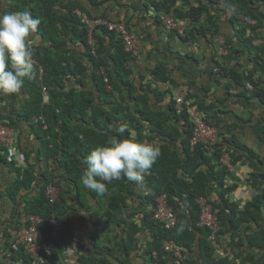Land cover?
I'll return each mask as SVG.
<instances>
[{
    "label": "trees",
    "instance_id": "trees-1",
    "mask_svg": "<svg viewBox=\"0 0 264 264\" xmlns=\"http://www.w3.org/2000/svg\"><path fill=\"white\" fill-rule=\"evenodd\" d=\"M16 1L23 2L22 8L16 4L14 9L10 10L9 8L10 12L25 11V8L29 7V11L32 10V13L37 10L39 12L38 17L41 19L36 34L39 37V42L36 41L34 45L36 78L31 81L25 79L22 88L27 91V101L23 104L20 112L15 113L14 118L9 114H4V109L10 105L11 110H17L12 106L17 100L16 95L6 97L8 103L0 109V121H6L11 129L18 131L19 135L23 130L21 125H17L19 121L23 120L28 126L31 124L32 134L40 144L36 158H41L47 164L45 169L40 168L36 172L35 166L30 165L31 162H29V154L33 151L32 148L29 147L27 150L25 147L26 149H23L20 142H18V148L24 153L26 161L24 171L21 173L22 168L16 162H10L4 151L0 154V163L7 173H12L14 176L6 187L7 194L5 196L8 199L12 200L15 196L22 198L20 194L23 190L24 192L37 191L29 200L24 202L23 206L18 208L21 211L19 215L29 214L41 217V222L37 225L41 264H57L61 251L66 245L81 241V238L77 237L75 231L70 229L63 220L68 207L61 202L63 201L61 197L53 205H49L45 198V187L48 184H53L61 189L54 183L52 171L64 170L69 181L72 180L77 187H82L83 158L95 147L107 145L111 136L122 140L129 138V133L135 136L137 142L143 140L159 141L158 146L161 149V155L152 165L148 176H145L150 189V194L147 197L150 198V204L153 207L156 196H163L168 207H171L176 215V226L172 229H164L161 223L151 220L152 213L145 214L140 227L129 225L124 240H121L120 244L126 255L132 251L135 235L145 229L150 235V241L145 249L147 264H174L175 260L172 256L160 250L163 242H168L174 248L181 249L186 258V264H196L195 261L187 257V253L196 249L201 264H229L226 259H213L214 250L207 241L208 232L196 227L199 212L196 201L198 198L204 197L212 202V207L222 227L220 234H226L228 237L227 245L232 248L236 258L240 260V264L263 262V194L254 197L253 202H248L243 211H238L237 205L231 204L225 197L232 191L221 182L220 178L223 177L225 171L216 173V170L221 167L220 160L224 153L223 145L227 144L228 141H224L223 137L218 134L220 143H215L211 147L202 144L192 147L189 145L193 129L192 123L189 122V108L195 107L210 127L219 130L217 125L209 122L216 111V105L206 106L205 102L188 91L179 112L176 111L173 101H169L167 110L153 111L147 94H152L158 104L164 100L166 92L159 91L150 84H143L139 87L140 90L138 89L131 79L130 71L125 68L130 57L124 52L120 40L112 33L97 28L93 32L95 45L89 47L86 44L84 27L76 19L74 13L76 10H84L78 4L80 0H70L67 6L59 4L61 5V8L58 7L59 11L52 10V5L57 2L56 0ZM87 1L93 6H99L103 2V0ZM194 1V5H191L189 0H145L143 6L146 9L151 7L156 12L172 16L177 20L190 19L193 24L183 39L187 45L196 44L200 38L205 39L210 44L219 31V16L210 13V8L221 1L224 6L231 7L230 23L234 27L237 42L250 54L256 55L252 60L254 70L264 73V41L260 38L264 34V0ZM184 6H186L185 11L183 10ZM1 14L5 13L2 12ZM98 17L106 19L103 14ZM75 40H78L85 49L83 50L85 54H82L88 62L87 65L75 58L78 56L77 53L74 56L73 50L70 51L65 48ZM91 49H94V54L90 53ZM108 50L111 51V54L106 57L105 54ZM70 65L72 66L71 69ZM38 67H42L41 79H38ZM100 68L106 73L107 82L111 87L109 93L105 92L102 78L96 74ZM214 68L217 72L212 73L215 77L212 80L213 84H219L221 79L241 84L240 75L232 68H224L218 63L214 64ZM87 73L91 75L96 92L105 95V101H102L109 105V111L96 105L91 92L69 91L64 94L61 91L63 88L62 77L72 74H85L87 76ZM148 76L153 84L158 82L170 83L165 66L162 64H157L153 70L148 72ZM262 83L260 79L257 83H252V86L255 89L254 94L264 104V85L261 86ZM41 86L45 87L48 93L47 102H43L41 97ZM223 87L226 90L224 100H233L235 96L229 94L228 85H223ZM205 92L208 95L206 89ZM2 101L3 98H1ZM34 116L39 117L42 124L30 121ZM121 124L128 126V132L118 135L114 129ZM147 127H149V131L146 130ZM180 138L182 139L181 151L178 152L176 141ZM239 147L237 144L234 145L235 149ZM241 149L243 148L241 147ZM234 158L236 161L241 159V157H234L230 153L231 164L235 162ZM263 161L261 159L260 162ZM202 166L203 169L197 170ZM181 171L183 175H189L192 172L188 181L181 183L182 180L176 179L177 173ZM254 173L249 175L250 184L257 183L256 189H259L260 186L264 187V173H258V171ZM212 182H216V185L221 189L216 195L220 200V205L214 204L215 202L210 200V195L215 190ZM126 183L127 179H121L107 186L108 191L105 195L115 193L111 201L112 209L114 207L116 210L113 211L108 206L107 215L110 218L115 219L122 215L123 206L122 204L118 205V203L128 197L125 195L119 197L118 194H120L119 190L123 192V187H127ZM90 193L91 196H100L99 194L96 196L95 191H90ZM50 216L54 217V224L48 222ZM181 223L185 225V230L183 233L177 234V228ZM22 224L18 225L15 220L14 228L18 229ZM244 224L247 225L242 232L241 229ZM250 226L254 227L251 230L253 231L251 236L245 234V231L251 232ZM54 227L58 229L56 234H53ZM196 237L197 245L194 247ZM90 239L95 238L92 235ZM243 246H246V249H243ZM100 249L104 252L106 248ZM251 249L258 251V253L262 252L261 256L257 258L258 254L254 255ZM153 252L157 253V258L152 257ZM13 254L14 261L21 260L20 264H32L31 259L23 253L21 248L14 251ZM79 264H108V261L82 257ZM121 264H128V261H122Z\"/></svg>",
    "mask_w": 264,
    "mask_h": 264
},
{
    "label": "crops",
    "instance_id": "crops-1",
    "mask_svg": "<svg viewBox=\"0 0 264 264\" xmlns=\"http://www.w3.org/2000/svg\"><path fill=\"white\" fill-rule=\"evenodd\" d=\"M56 1L52 5L53 7H60L61 5L59 4H65L67 6L70 0ZM144 2L145 0H103L101 5L93 6L87 0H80L78 4L84 9L80 11L91 18H99L98 16L103 14L107 20L117 21L123 19L126 21L129 33L139 43L138 55L135 57L127 53L122 46L124 52L130 57L129 61L125 64V68L130 71L131 79H133L138 89L143 84H150L157 90L166 92L164 100L158 104L152 94H147L153 111L167 110L169 101H174L177 96H182L184 99L188 91L199 97L202 102H205L206 106L210 104L216 105V111L209 122L217 125L220 128L219 135L223 137L224 141H228L227 144L223 145L224 154L229 155L231 153L234 157H241L238 161L234 158L235 162L230 164V171L227 169L225 171L221 166L216 170V173L225 171L223 177L220 178L221 182L225 184V187L232 189L225 196L226 200L231 204L237 205L238 211H243L248 202L254 201L253 191L262 188L260 186L259 189H256L257 183L251 185L249 175L252 173L255 174L254 172L257 171L258 173H264V161L260 162L261 159L264 160V104L254 94L255 89L252 86V83H257L260 79L263 82L261 86L264 85V73L254 70L252 60L256 55L253 53V55L250 54L237 42L234 27L230 23V12L224 17L219 18V34L210 44L205 39L200 38L196 44L187 45L183 39L175 36L174 33L166 32L159 21L160 15H162L161 12H156L151 7H147L146 9L143 6ZM189 2L191 5H194L195 1L189 0ZM16 4L22 8L23 2L0 0V12H10L11 9L16 7ZM185 8L186 6L183 7L184 11ZM25 10L29 11V7L25 8ZM30 13L34 17H38L39 12L34 10V13H32L31 10ZM93 32L91 39L93 45H95ZM84 35L85 42L88 44L85 30ZM260 38L264 41V34ZM117 39L119 40V38ZM121 44L123 45L122 42ZM65 48L70 51L73 50L74 56L77 53L78 56L75 58L78 61H81L83 64L86 63V65L88 64L84 57L85 52L83 50L85 49L80 45L78 40L73 41L72 44H69ZM90 53L94 54L92 53V49ZM110 54L111 51L108 50L105 56L109 57ZM216 63L224 68H232L238 73L241 77L239 78L241 84L231 83V81L226 80H223L219 84H213L212 80L215 77L212 73L214 72L213 67ZM157 64L165 66L170 83L158 82L153 84L152 80H150L148 72L153 70ZM71 68L72 66L70 65ZM61 83L63 84L61 91L64 94L69 91L91 92L96 105L102 106L109 111V105L103 102L105 101V95L96 92L90 74L88 75L87 73V76L85 74L64 76L61 79ZM157 84L160 85L157 86ZM223 85H228L229 94L235 96L233 100H224L226 90ZM205 89L208 95H206ZM26 92L22 88L20 93L16 95L17 100L14 101L12 106L17 110H11L9 105L7 109H4V114H9L14 118L15 113H19L23 104L27 101L28 96ZM205 98L206 101H204ZM17 125H21L23 129L21 134L18 135L20 145L23 149L27 148L28 150L30 147L33 150L29 154L30 165L35 166L36 172L40 168L45 169L46 161L41 158H36L37 149L40 144L32 134L31 124L28 126L27 123L21 120ZM146 130L149 131V127ZM111 138L116 137L111 136L109 140ZM181 141V138L176 141V149L178 152L181 151ZM235 144L240 147L235 149ZM203 168L202 166L197 170ZM52 172L54 173V176H52L54 183L61 187L59 194L63 200L61 202L64 203V206L68 207L63 220L70 229L75 231L77 237L81 238L80 242L77 241L76 243L68 244L62 249L57 264H79V260L82 257L97 260L105 259L108 261V264H121L122 261H128V264H147L145 249L150 241V235L147 230L143 229L135 235V244L128 255L123 251L120 244L121 240H124L126 230H129V225L132 224L140 227L144 215L150 213L151 200L147 197L150 194V189L148 188L149 183L145 177L143 185H136L127 181V187H123V192L119 190L120 194L117 193L119 197L125 195L128 198L118 203V205L122 204L123 212L121 216L114 219L110 218L107 213L109 211L108 206L112 209L113 204L111 199L113 200L115 193L104 194L99 197L91 196L90 191L86 190L83 186L77 187L72 180L69 181L68 176L64 174V170L58 169L56 172ZM191 173H189L190 176ZM189 175H183L181 171L177 173L176 179L182 180L181 183H183L189 180ZM145 176H148V174ZM13 177V174L7 173L0 163V264H20L21 260L14 261V248H11L12 238L15 234L14 223L17 212L19 211L18 207L23 206L24 202L29 200L37 192H24L23 190L22 194H20L22 198L15 196L12 200L10 198L8 199L5 196L7 194L6 187L13 180ZM213 187L215 190L210 197L215 202L214 204L220 205V200L216 195L219 194L221 189L216 185V182L213 183ZM114 203L116 204L117 202ZM112 210L115 211L116 209L113 207ZM245 225L247 224L243 225L242 232ZM253 229L254 227L250 226L249 230L251 231ZM252 232L245 231V234H250L251 236L253 234ZM92 235L95 239H90ZM224 238L228 241L227 236ZM196 240L197 237L194 247L197 245ZM100 248L106 249L103 252ZM252 252L254 255L258 254L256 256L257 258L262 254V252L258 253V251L254 250ZM187 257L195 261L196 264H201L197 249L191 253H187ZM228 263L233 264L229 261ZM38 264H41V262ZM174 264L177 263L174 262Z\"/></svg>",
    "mask_w": 264,
    "mask_h": 264
},
{
    "label": "clouds",
    "instance_id": "clouds-1",
    "mask_svg": "<svg viewBox=\"0 0 264 264\" xmlns=\"http://www.w3.org/2000/svg\"><path fill=\"white\" fill-rule=\"evenodd\" d=\"M40 1H45V0H40ZM230 8L231 7L229 6H224L222 2L220 1L218 4L213 5L210 8V13H215L219 16V18H222L228 12L231 13L232 10ZM52 10L59 11V8L52 7ZM161 14L162 15H160V18L161 16L173 18L172 16L165 15L163 13ZM160 18H159V21H160ZM173 19L178 22L188 20L190 22V26L187 28V30L190 29V27L193 24L192 21L188 18L182 19V20H177L175 18ZM40 24H41V19L39 17H34L27 10L18 11V12H7L5 14H1L0 12V108H2L3 105H5L7 101L6 97L17 95L20 93L22 86L25 82V79H27L28 81H31L36 78V71H35L36 62L34 60V56H35L34 45H35V42L39 39V37L36 34L38 32V27ZM187 30L185 31L184 35L186 34ZM218 34H219V31H218ZM218 34H216L215 37L218 36ZM179 38L184 39L183 37H179ZM40 68L42 69V67ZM213 71H214L213 73L217 72V70L214 67H213ZM223 80L224 79H221L220 83H222ZM41 87H40V90H41ZM41 97L43 99V102L44 101L47 102L48 101L47 91H46V95L42 96L41 94ZM178 97H182V96H177L173 102L175 103L176 111L179 112L181 110L183 102L180 104V108L178 109L177 108V98ZM1 98H3L2 102H1ZM191 109L196 111L194 107H190L189 114H190ZM39 119H40L39 117H35L31 119V121L34 123L42 124V121H39ZM207 126L209 125L207 124ZM212 128L216 130L217 138H216L215 143L218 144L220 143V139L218 137L219 130H217L215 127H212ZM114 131L118 135H123L124 133L128 132V126L126 124H121L118 127H116ZM154 141H157V140H154ZM18 142H19V138H18ZM2 151H4L7 154V151L5 149L0 148V154L2 153ZM160 155H161V149L155 142H148V141L137 142L135 136H133L131 133H129V138H126V139L121 140L117 138H111L107 145L95 147L94 149L90 151L88 155H86L83 158V173L81 176V183L86 190L95 191L99 195H103L108 191L107 186L109 184H112L114 181H119L121 179H127V181L133 184H136V185H143L145 175L148 174L152 165L157 161ZM23 156H24V153H23ZM7 159H8V154H7ZM24 159H25V156H24ZM228 159H229V155H228ZM220 163H221V160H220ZM229 163H230V159H229ZM25 164H26V161H25ZM224 170L226 171L225 168ZM263 188L264 187L262 186L260 190H254L253 191L254 197H257L263 194L262 197L264 198ZM58 190L59 191L56 194L57 200L54 203H49V201L46 199L49 205H53L59 201L60 189L58 188ZM159 198H163L165 200L163 196L161 195L157 196V198L154 201V206L152 207L151 205V209L149 212L152 213L151 215L152 221H155L152 217H153L154 209L156 207V202ZM200 198L205 199L207 203L210 204L211 211H213V215L219 224V231L217 233L219 241L224 246L232 250V248L229 245H227L228 241L224 239L226 234L225 235L220 234L222 227L219 223L216 212L212 207V202L208 201L207 198H204V197H200ZM210 200L212 201L211 197H210ZM197 201H196V204L198 205ZM168 208L171 209V211L173 212L171 207H168ZM198 209H199V206H198ZM20 212L21 211L19 209L17 214H20ZM199 214H200V209L198 212V219H199ZM262 214H264V210L262 211ZM53 218H54L53 216H50L48 222L51 224H54L55 220ZM175 218H176V215H175ZM155 222H158V221H155ZM197 224H198V220L196 223V227L199 229L206 230L209 235L208 229L203 228V227H198ZM37 225H36V230H37ZM184 230H185V225L181 223L180 226L177 228V234L183 233ZM16 232L17 231H14V233ZM55 232H58L57 227H54L53 229V234ZM12 239H13V242L11 243V248H14V251L18 250V248H21L23 253L25 254L24 249L21 245H15L14 243L15 234ZM37 245H38V231H37ZM176 249H179V248H176ZM38 251H39L38 257L36 259L28 256L31 259L32 264H38L39 262H41L39 245H38ZM232 252L234 254L233 250ZM259 264H264V261Z\"/></svg>",
    "mask_w": 264,
    "mask_h": 264
},
{
    "label": "built area",
    "instance_id": "built-area-1",
    "mask_svg": "<svg viewBox=\"0 0 264 264\" xmlns=\"http://www.w3.org/2000/svg\"><path fill=\"white\" fill-rule=\"evenodd\" d=\"M76 19L83 25L84 30L86 31V38L89 46L93 45V41L91 39L92 32L97 28H103L109 33L114 34L119 40L123 43L124 50L129 53L131 56L135 57L138 55L139 43L137 39L131 35L126 27V22L123 19L117 21H111L102 18H90L84 15L80 11H75ZM161 25L163 29L170 33H174L177 37H183L185 31L190 26V22L186 21H175L171 17H162L160 18ZM92 53H94V49H92ZM38 78L41 79L42 69L38 67ZM98 76L102 78L103 87L106 92H111V87L107 82V77L105 71L100 68L99 71L96 72ZM160 84H157L159 86ZM42 96L46 95V88L41 87ZM183 102L182 97L177 98V108H180V104ZM190 122L193 124L192 135L189 140V145L192 147L197 144H202L207 147H211L217 138L216 130L212 127L207 126V123L204 121L203 115L198 114L194 110H190ZM148 142H155L159 145L158 141L154 140H143ZM0 148H3L7 151L8 159L11 162H16L21 168V173L24 171L25 161L23 153L18 148V133L11 129L7 122L0 121ZM22 157V159H20ZM222 166L230 171L231 167L229 164V159L226 155H223L221 158ZM55 188L53 184H48L45 187V197L49 201V203H54L57 200V196L54 195ZM200 214L198 219V227H203L208 229L209 235L207 240L209 241L210 246L213 248L214 259H227L230 263L240 264V260L235 258L232 250L226 246H224L218 239L217 233L219 231V224L214 217L210 204L203 198L198 199L197 201ZM155 221L161 222L164 225L165 229L173 228L176 224V218L174 213L169 209L165 203L163 198H159L156 202V207L153 212V217ZM35 223L31 222V225L28 228H25L23 225L21 228H24L20 235H17L19 229L15 233V245H21L24 249V252L27 256L36 259L38 257V245H37V230L35 227ZM36 230V231H35ZM165 243V244H163ZM161 244V250L173 257L176 262L180 264H186L185 258L181 252V250L173 248L170 244L163 242ZM153 258H157V253H152Z\"/></svg>",
    "mask_w": 264,
    "mask_h": 264
},
{
    "label": "rangeland",
    "instance_id": "rangeland-1",
    "mask_svg": "<svg viewBox=\"0 0 264 264\" xmlns=\"http://www.w3.org/2000/svg\"><path fill=\"white\" fill-rule=\"evenodd\" d=\"M171 34H172V32H170ZM175 35V34H174ZM176 36V35H175ZM185 37V35L183 36V38ZM223 155H226L227 157H228V154H222V156ZM20 159H22V157H20ZM24 159V158H23ZM24 161H25V159H24ZM230 164V163H229ZM55 186V185H54ZM55 188V194L54 195H56L57 193H58V188H56V187H54ZM57 196V195H56ZM46 198V197H45ZM212 213H213V211H212ZM54 219V218H53ZM40 220H41V217L40 216H38V215H29V214H22V215H19V214H17V216H16V222H17V224L19 225L20 223H23L20 227H18V229H14V231H18L23 225H25L24 227L25 228H28L30 225H31V222H33V223H35L36 225L40 222ZM55 220V219H54ZM51 221H52V219H51ZM36 225H35V227H36ZM24 228H21L19 231H18V233H17V235H20V233L22 232V230H23ZM36 231V230H35ZM57 232H55L54 234H56ZM36 234H37V232H36ZM208 241V240H207ZM209 242V241H208ZM163 244H165V243H163ZM161 248V247H160ZM243 249H246V246H243ZM161 250V249H160ZM162 251V250H161ZM163 252V251H162ZM165 253V252H164ZM167 254V253H166ZM171 256V255H170ZM234 256H235V258H236V254L234 253ZM173 258V257H172ZM176 262V261H175ZM185 263H186V260L184 261ZM177 264H180L179 262H176ZM247 264V263H246ZM249 264V263H248Z\"/></svg>",
    "mask_w": 264,
    "mask_h": 264
}]
</instances>
